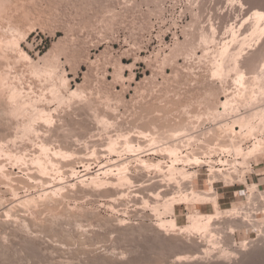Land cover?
<instances>
[{
  "label": "rangeland",
  "instance_id": "1",
  "mask_svg": "<svg viewBox=\"0 0 264 264\" xmlns=\"http://www.w3.org/2000/svg\"><path fill=\"white\" fill-rule=\"evenodd\" d=\"M192 2L193 4H191ZM19 3L21 6H24V10L21 7L19 10L21 9L22 11L20 10L21 12H19L18 10L19 14H16L17 12L15 14L20 15L24 12L28 13L27 15H30L31 23L28 21L24 27L22 26L20 28L22 31L18 30V33L21 31L20 35L17 33L19 40L18 38L16 39L15 36L17 30L15 31V35L12 31L14 27L10 26V28H8V24H6L7 26L5 25L6 27L4 26L6 31L8 29L10 30V32L8 30L5 35L10 37L13 33L12 35L15 36V39L19 41H16L18 43L16 44L17 47L15 46V48H12V50L8 52L9 57H11L9 59L12 62V68L10 69V74L12 76L9 82L13 84L16 82L15 84L22 85L21 90L24 88V90L26 89L25 91L31 92V95L38 99L39 108L49 110V113L51 112L53 116V122L56 124L52 125L53 128L47 127L48 124L46 120H44V116H42V118L39 113L37 114L35 108L31 107L28 110L32 113L35 110L36 112L34 113L41 117L39 118L36 114L34 116L33 113L32 117L35 118L34 121L31 120V125H33L34 122L35 128L33 126L31 127L34 128V131L32 128L27 127L30 125L29 123L26 127L23 125L27 121V118L29 120L28 116L32 115L31 112H27L28 110L26 112L28 114L31 113V115L25 113L27 116L21 115L10 122V127H0V138H8L4 141L5 143L9 141L5 146L6 154L4 153L0 156V162L2 163H0V197H3L7 202H5V209H0V224H4V227L0 226V231H5L6 236L9 234L5 242L0 240V250L2 244L8 247H6L8 251H0V264H95V262L96 264H264V126H259L260 123L262 124L261 121H263L260 119H263L262 110L264 109V105L262 107V103L258 102L260 100L262 101L259 95V85L257 86L259 80L257 81L258 78L256 79L255 77L254 79L257 81L255 82L253 75L249 78L250 84L248 83V91L247 89H245V91L243 88L239 90L232 80L233 77H235V74H233L235 72H232L231 77L228 79L224 76L215 75L214 70L216 69L215 67H217L218 60L221 59L220 52L222 46L220 45V36L222 38L225 36L226 38L228 35L224 33L229 32L231 26H235V30L237 29L238 31H236L239 34V30L243 26V30L241 29L243 33L240 31L239 34V45H242L246 41L249 42L244 45L246 46L244 47L246 59L244 58L243 61H246H242L243 65H241L245 67V70L247 68V72L255 71L256 68L254 67L258 65L256 66L253 64L252 66L254 67H252L250 66V62L247 63V61H249V59L251 60L250 57L256 53L264 40V36L259 37L260 29L264 28V21L260 24L257 23V20L254 19L250 13L254 12L253 10H256V8L263 10L264 0H218V2L217 0H205L204 3L198 2V0H19ZM199 6L201 7L199 8ZM204 6L205 8H203ZM212 8L216 10L214 9L213 12ZM202 9L203 12L204 10L206 12L203 13V17H201ZM210 14H215L214 16H216V18L217 15L222 16L223 14L220 18L226 21L223 23V27L226 24V27H224L226 29L221 27L222 31L220 30L221 35L218 38L217 46L214 44H210V46L205 45L202 43L201 39L204 32H209L206 30L210 28ZM248 14L250 15L248 18L249 21L244 25L243 23ZM202 24L204 26H202ZM1 29L2 31L4 30L3 28H0V30ZM0 35H4V32L0 33ZM186 41L187 43L189 42V45H187ZM21 49L28 55L27 57L21 52ZM215 50L219 54H217ZM216 55H219L217 56L219 58H216ZM263 58L261 60H264ZM43 59H45L46 62ZM57 62L60 63L57 65ZM33 63L39 68H41V66L42 68H46L49 64L48 67L51 68L53 64L55 67H52L57 73L56 76L52 78L53 76L49 75V78L47 75L45 76L43 74L44 76H42L38 73L39 76L36 77V69H34V73L32 68L34 66L32 65ZM252 69L254 70L251 71ZM31 71H33L34 74ZM17 74L20 75L18 76ZM209 84L211 85L208 86ZM55 86L56 88L57 86L59 87L57 89H61L57 91L65 94L64 98L63 95L55 90ZM51 89H54L55 92H52ZM77 90L79 91L77 92ZM73 91H75L77 96H75ZM9 92L10 91H7L4 94L3 99L4 101L8 100L9 106H13V102H16L11 98L9 101L10 95H13L10 94L13 93L12 91ZM251 92L253 94H251ZM51 93L54 94L52 95ZM234 94H239L238 100L240 106L235 107V110L240 109L239 112L241 111V113L234 110L236 114H230L234 111L231 112L229 110L225 114L221 102L226 101L228 95L233 96ZM55 95L57 96L56 98ZM58 96H60V99ZM69 96H71L70 100L72 102L69 100ZM72 97L78 98L72 99ZM51 99H58V101L56 100L58 103ZM63 99L67 101L64 105H61V100ZM246 100L249 101L247 102ZM253 104L254 106H252ZM83 105L87 106V108ZM250 106L251 108H249ZM252 107H254L253 109L256 107V110L261 108V110H258V113H256V110L251 111ZM218 109L221 113L223 111L225 114L223 116L226 117L225 119L222 115L219 117L218 115H214V113H216L215 110ZM247 112H250V116L253 114L255 115V113L257 115L260 114V116L255 115L256 118L261 117L260 119H256L254 115L251 116L255 121L251 119V122L255 124L257 127L256 130L258 131H251L250 133L249 131H245L249 134L245 132L242 134H238L240 132L235 134L230 126L235 125L234 130L241 131L240 123L238 124L239 121H235V117L239 118L242 113V115H244ZM49 113L48 115L51 116ZM228 113L230 115L226 116ZM248 113L245 116H247L246 119L248 118L247 121H250L251 117H249ZM36 116L38 118H36ZM213 116L216 117L214 118ZM257 120L260 123H258ZM7 121L4 120V122ZM17 122L19 125H13ZM38 126H40V128ZM55 127H57L58 134L61 132V136H65L70 142H68V140L67 143L61 140L57 141L59 140L57 138H52L51 140L49 138L52 135L51 129ZM26 128L28 131L32 130L33 134L31 131L28 132L29 134L24 131ZM37 129H39V131ZM178 132L181 135L176 136V138L175 135H177ZM253 132H255L256 135L253 134ZM146 134L148 137L145 136ZM196 134L197 137H195ZM193 135L195 140L190 141V138L194 139ZM47 136L50 140V147L52 146L51 148H55V150H60L61 148V151L63 150L64 153L58 150L59 155L54 156L52 155L53 152L45 153L43 148L42 151L40 148L41 141L45 138L47 139ZM256 137L262 141L257 140ZM74 138H76L77 141ZM180 138L183 139L180 140ZM211 139H214L212 140L213 142L210 141ZM260 142L263 143H261L263 145V147H261L263 150L258 148L261 150L256 151V154L255 151L248 152L251 151V148L254 149L255 146L258 147ZM193 143L195 145H193ZM139 145L143 147H141L142 152L138 150V147H140ZM168 145L171 147L174 146V150H176L175 146H177V150H180V152L176 150L175 153L177 155L175 154L174 157L180 156L177 158L183 159L182 156L188 153L191 155L194 154L203 162L201 163L202 166H199L200 164L198 165L194 161L190 162V164L186 163V165L183 160L184 165L180 160L177 159L178 161H176V159L172 157L174 151L168 154L170 149ZM187 145H189V147ZM229 145L232 147L230 148ZM210 146L212 147V151L210 150ZM222 146L225 148L227 147L226 149L228 150ZM233 147H236V149ZM239 147L242 149L244 148L243 151L240 150ZM137 150L140 153H138ZM60 152L68 156L63 157ZM172 153L173 155L171 156ZM249 153H254L255 155ZM138 155L149 160V164H157L160 162L161 166L145 167L138 160ZM169 160H173L174 163L178 162L182 164H173L171 163L172 161ZM209 163L210 165H208ZM171 164L178 168L184 166L183 168H185V170L187 169V175L189 171V178L186 177V173L181 174L182 176L177 175L179 174L177 173L173 175L175 176V180L171 179L173 176L171 177L169 174L170 171L168 170ZM40 166H43V172L40 171ZM119 167L121 169L124 167L125 170L128 168V171H123V173L131 177L133 183H118L119 174L122 172L121 170V172L118 171L120 169ZM212 167H215V171L212 170ZM44 168H47L46 171ZM216 169L217 171L221 169V173L225 172L224 178H222L223 174L217 172ZM194 171H197L195 178L192 177V174L190 176V172ZM96 172L97 174L100 173L101 176L99 175V178L102 180L101 182H105L99 185V189L96 188L98 190H91V185V188H93L94 185H90L91 180L89 175H96ZM211 172L212 174H210ZM213 172H215V175L219 174V177L222 178V180L219 179V181H216L214 184L216 190H218L216 193L220 195L219 202L221 211L231 210L234 207H241L240 211L243 209L247 211V219L250 221L252 220L251 223L253 224L248 223L249 227L243 228V230L237 228L233 233L229 232L231 230L227 227L230 226L233 218H226L224 215L221 216L222 220L220 219L221 221H217L216 230L220 231L221 229L220 232L224 233L222 234V238H224L223 241L226 240V242L221 241L222 239L219 237L221 242L218 239L217 241L223 246L217 242L216 244H219L218 249H216L217 245L211 246L206 240V242L202 240L201 243L200 236L193 238L197 242L199 241L198 248L192 244L194 240H189V242H187L190 245L189 247L179 248L175 245V240H177L175 236L159 237L156 234L157 228L155 227L158 225L160 218L171 217L169 213L167 214L165 212V215L162 214L165 211L162 207L165 200L170 197L171 194L173 195V192L178 191V194H181V199L187 198L185 199L187 201L184 200V202L183 200L181 202V199H179L180 201H178L176 206L177 223L179 226L189 224V222H187L189 216L197 211L208 215L217 212V207L212 201H194L196 197L194 198L193 196L197 194L193 193L194 191L191 189L194 188L196 193H202L205 189H209L208 180L210 176L214 174ZM229 173L231 175H229ZM7 174H9L8 177H6ZM226 174H228V177H230L232 181L228 177H225ZM183 177L186 178V180L183 179ZM45 178L47 179L45 180ZM114 178L116 180H114ZM225 178L229 183H226ZM177 179L180 180L181 184H179ZM106 181L108 183H106ZM36 182L37 184H35ZM168 182H170V184ZM112 186L119 191H115ZM189 186H192L190 187L191 190L188 188ZM186 187L189 193L193 191L191 192L193 193L192 195L186 193L187 191L185 192ZM256 187H258V189ZM81 188H88L90 190H87L88 192L86 191L87 195L84 193L85 195L83 194L80 196L78 195V191H80ZM177 188L182 190L180 191L181 193H179ZM57 189H60V191ZM106 191H108V193H106ZM67 192L68 196H66ZM182 192L186 197L182 195ZM55 194L57 195L55 196ZM108 194L111 197L108 196ZM188 195L189 197L192 196V198H188ZM161 197L163 199H161ZM177 197L179 196L177 195ZM188 199L193 200L189 202ZM148 201L150 202L148 203ZM155 202H158V205ZM154 207H156L158 211H156ZM160 207L161 209H159ZM6 210L10 211L8 213L10 216L4 214ZM66 210L68 211V215H66ZM56 214L58 216L60 215L58 221H61V223L57 221L59 224L56 222L55 224H50V220L54 219ZM239 214L243 217L241 215L243 213ZM84 215L86 217H84ZM243 215V218H245V214ZM72 216L73 218L75 217L76 220L75 218L73 219ZM63 217L64 219L62 221ZM123 220L127 222L125 223ZM223 220L225 222H223ZM119 222L125 224L123 225L122 223V226H119ZM135 222L138 223L134 224ZM219 223L222 225V227L220 225V228ZM107 224H109V226ZM45 228L48 229L46 230ZM225 228L227 233H225ZM47 232L48 234H46ZM176 232L178 233L179 231ZM68 234H70L69 238H73L74 241L73 239L71 241L68 239ZM171 236L172 238H169ZM25 237L33 239V242H30L32 245H30V243H28V245L25 242L23 243ZM98 237L99 239H97ZM154 238H156V240ZM59 240H62L65 245ZM89 240L95 243L92 244ZM140 241H142V243ZM114 243L117 244L115 245ZM243 243L245 245H242ZM148 244L149 246H147ZM246 246L248 249L245 250L244 248H246ZM191 247L194 248L191 249ZM241 247H243L244 250H242ZM127 248H129V250ZM205 248L211 249V251L209 250L210 255L204 252L206 251L203 250ZM113 249L117 252H114ZM212 249H215L214 252H212ZM225 249L228 251L226 252L227 254L222 253ZM175 252L176 255L182 254L183 256L186 254L190 256L198 252L199 254H197L202 257L196 256L199 257L197 261L195 257V260L192 257L189 259L191 261L188 260V263L186 260V262H175V258L177 257L174 254ZM122 254L125 257H122ZM219 258L222 259L220 260ZM127 260L129 261L128 263ZM132 260H134V262Z\"/></svg>",
  "mask_w": 264,
  "mask_h": 264
},
{
  "label": "bare ground",
  "instance_id": "2",
  "mask_svg": "<svg viewBox=\"0 0 264 264\" xmlns=\"http://www.w3.org/2000/svg\"><path fill=\"white\" fill-rule=\"evenodd\" d=\"M68 1V0H67ZM81 1V0H80ZM193 1V0H192ZM205 1V0H204ZM204 1L203 0H198V2H203L204 3ZM209 1V0H208ZM228 1V0H227ZM234 1V0H233ZM217 2H218V0H217ZM54 3V2H53ZM70 3V2H69ZM194 3H196V4H198L197 2H194ZM23 4V3H22ZM191 4H193V2L191 3ZM206 4V3H205ZM214 4V3H213ZM210 5V4H209ZM221 5V4H220ZM219 5V6H220ZM32 6V5H31ZM58 6V5H57ZM201 6H202V3H201ZM201 6H199V8L201 7ZM23 8L24 6H21L20 5V3H19V0H0V28H3L4 30L2 31V29L0 30V33H3L4 32V35H0V127L1 126H11V124H10V122H12V121H14L15 119H17L18 117H20L21 115L23 116V115H26L27 116V112H31V111H29L28 109H30L31 107L32 108H35V110L37 111V114L39 113V115H41V117L42 116H44V120H46V123L48 124V126L47 127H49V128H51L52 127V125L54 124V122H53V116L51 115V112L49 113V110H47V109H45V108H39V105H38V99L37 98H35V97H33L31 94V92H28V91H25L24 90V88H23V90H21V86L22 85H17V84H13V83H11V82H9L10 81V77L12 76L11 74H10V69L12 68V62L10 61V59L9 58H11V57H9V51L10 50H12V48H15V46H16V44H18L17 42H19V41H17L16 39L18 38L17 36V33H18V30H21L22 31V29H20L22 26L24 27V25L25 24H27V22L28 21H30L31 19H30V15L28 16L27 14L28 13H23V14H20V15H16V14H19V12H21L20 10H19V8ZM37 7V6H36ZM212 7V6H211ZM79 8V7H78ZM203 8H205V6L203 7ZM32 9V8H31ZM34 9V8H33ZM215 9V8H214ZM214 9L212 8V10H213V12H214ZM18 10H19V12H18ZM23 10H24V8H23ZM216 10V9H215ZM199 11H200V9H199ZM202 11V15H201V17H203V13L205 12V10H204V12H203V9L201 10ZM254 12H252V13H250V15L252 14V17L254 18V19H256L257 20V23H261L262 21H264V9L263 10H261V9H257L256 8V10H253ZM17 12V13H16ZM211 12V11H210ZM16 13V14H15ZM206 13V12H205ZM218 13V12H217ZM30 14V13H29ZM216 14V13H215ZM214 14V15H215ZM206 15V14H205ZM211 16H210V18H209V22H210V28H208L209 30H206V31H209V32H204V35L201 37V39H202V43H204L205 45H209L210 46V44H214V45H218V43H217V41H218V38H219V36L221 35L220 34V32L222 31V28L221 27H223V23H224V21L225 20H222V18H220V17H222L223 16V14H222V16H219V15H217V18H216V16H214V15H212V14H210ZM250 15L248 14V16L245 18V21H244V25H246V23H247V21H249V17H250ZM226 16V15H225ZM198 17V16H197ZM208 17V16H207ZM219 17V18H218ZM226 18V17H225ZM252 18V19H253ZM35 19H37V18H35ZM251 19V20H252ZM253 19V20H254ZM38 20V19H37ZM43 20V19H42ZM53 20V19H52ZM57 20V19H56ZM62 20V19H61ZM252 20V21H253ZM35 21V20H34ZM197 21V20H196ZM242 21V20H241ZM202 22V21H201ZM208 22V21H207ZM226 22V21H225ZM30 23H31V21H30ZM255 23H256V21H255ZM257 23H256V25H257ZM6 24H8L9 26H7ZM239 24V23H238ZM240 24H242V23H240ZM7 26L8 28H10V26H12V27H14L13 29H15V30H13L12 29V31L14 32V35H15V31H16V39H15V36L14 35H12L11 33V35H10V37H7L6 35H5V33H7V31L9 30H5V28H4V26ZM207 25V24H206ZM226 25V24H225ZM224 25V27H226ZM5 26V27H6ZM202 26H204L203 24H202ZM209 26V25H208ZM240 26V25H239ZM27 27V26H26ZM65 27V26H64ZM223 27V28H224ZM202 28V27H201ZM242 28H243V26H242ZM241 28V29H242ZM7 29V28H6ZM203 29V28H202ZM224 29H226V28H224ZM240 29V28H239ZM241 29L239 30V34H240V31H241ZM221 30V31H220ZM237 30V29H236ZM235 30V26H231V28H230V30H229V32H225L224 33V30H223V33L224 34H227L228 36L225 38V36H223V38L220 36V39L219 40H221L220 41V45L222 46V49H221V52H220V54H221V59L220 60H218V62H217V67H215L216 69H214L215 70V75H219V76H224V77H227L228 79H229V77H231V74H232V72H235V73H233V74H235L234 76L235 77H233V82L237 85V88L239 89V90H241V88H243L244 90L245 89H247V87H248V83H249V78L251 77V76H253V79L256 77V79H257V81L259 80V82H257L255 79V82H257V86H258V89H259V95H260V98L262 99V101L260 100V101H258V102H261L262 103V107H263V100H264V60H261L264 56V40L262 41V43L260 44V46H259V48L257 49V51H256V53L255 54H253V56L252 57H250V56H248V57H250L251 58V60L249 59V61H247V63L248 62H250V66H252L253 64H255L257 67H254V66H252V67H254V68H256L255 69V71H253L254 69H252L251 71H253V72H247L248 70H247V68H246V70H245V67H243L242 65V63L243 62H245V61H243L244 60V58H245V48L244 47H246V46H244V45H246L247 44V42H249V41H246V42H244L242 45H239L240 44V35L238 34V30L236 31ZM243 30V29H242ZM2 31V32H1ZM6 31V32H5ZM21 31H19L20 33H21ZM259 31V30H258ZM9 32H10V30H9ZM70 32V31H69ZM242 32V31H241ZM20 33H18L19 35H20ZM71 33H73V32H71ZM243 33V32H242ZM259 33H260V35H259V37H261V36H264V28H261L260 29V31H259ZM74 34V33H73ZM208 34V35H207ZM70 35V34H69ZM13 36H14V38H13ZM15 39V40H14ZM18 40H19V38H18ZM69 40V39H68ZM260 40V39H259ZM17 41V42H16ZM73 41H74V39H73ZM199 41V40H198ZM257 41V40H256ZM16 42V43H15ZM194 42V41H193ZM186 43H187V41H186ZM189 43V42H188ZM187 43V45H189ZM201 43V42H200ZM201 43V44H202ZM236 43H238V44H236ZM68 44V43H67ZM182 44H183V42H182ZM181 44V45H182ZM191 44H193V43H191ZM204 44H203V46H204ZM248 44H250V43H248ZM257 44V43H256ZM20 45V44H19ZM186 45V46H187ZM195 45V44H194ZM258 45V44H257ZM185 46V47H186ZM251 46V45H250ZM256 46V45H255ZM17 47V46H16ZM179 47V46H178ZM177 47V48H178ZM202 47V46H201ZM258 47V46H257ZM69 48V47H68ZM182 48H183V45H182ZM188 48V47H187ZM196 48H197V46H196ZM248 48H250V47H248ZM181 49V48H180ZM180 49H178V50H180ZM207 49V48H206ZM220 49V48H219ZM218 49V50H219ZM183 50V49H182ZM196 50V49H195ZM248 50V49H247ZM253 50V49H252ZM251 50V51H252ZM256 50V49H255ZM177 51V50H176ZM254 51V50H253ZM21 52L22 53H24L25 54V56L27 57L28 55L24 52V50H22L21 49ZM64 52V51H63ZM172 52H175V51H172ZM181 52V51H180ZM190 52V51H189ZM195 52V51H194ZM215 52H216V50H215ZM246 52H248V51H246ZM61 53V52H60ZM217 53V52H216ZM249 53V52H248ZM176 54V53H175ZM217 54H219V53H217ZM172 55V54H171ZM174 55V54H173ZM247 55V54H246ZM252 55V54H251ZM217 56H219V55H216V58H219V57H217ZM244 56V57H243ZM56 59V58H55ZM70 59V58H69ZM246 59V58H245ZM264 59V58H263ZM44 61H45V59H43ZM58 60V59H57ZM61 60V59H60ZM217 60V59H216ZM43 61V62H44ZM48 61V60H47ZM53 61V60H52ZM243 61V62H242ZM46 62V61H45ZM44 62V63H45ZM61 62V61H60ZM59 62V63H60ZM216 62V61H215ZM35 63V62H34ZM34 63L32 64V65H34ZM49 63V62H48ZM58 62H57V65L59 64ZM62 63V62H61ZM36 64V63H35ZM242 64V65H241ZM31 65V66H32ZM47 65V64H46ZM50 65V64H49ZM48 65V66H49ZM61 65V64H60ZM59 65V66H60ZM48 66H46V68H42V66H41V68H39L37 65H34L32 68H33V71H34V73H35V70L34 69H36V73H37V75H36V77H38L39 75H38V73L39 74H41L42 76H53L52 78H54V76H56V72H55V69L52 67V66H54L53 64L51 65V68H49ZM213 66V65H212ZM44 67V66H43ZM55 67V66H54ZM60 68V67H59ZM54 69V70H53ZM58 69V68H57ZM249 69H250V67H249ZM13 71V70H12ZM33 71H31L32 73H33ZM33 73V74H34ZM44 74V75H43ZM18 75V74H17ZM20 75V74H19ZM18 75V76H19ZM40 75V76H41ZM41 76V77H42ZM50 76H49V78H50ZM16 78V77H15ZM46 78H48V77H46ZM19 79H20V77H19ZM61 79V78H60ZM231 79V78H230ZM252 79V78H251ZM50 80V79H49ZM54 80V79H53ZM52 81V80H51ZM50 81V82H51ZM58 81V80H57ZM56 81V82H57ZM64 81V80H63ZM252 81V80H251ZM215 82V81H214ZM55 83V82H54ZM65 83V82H64ZM259 83V84H258ZM21 84V83H20ZM24 84V83H23ZM53 84V83H52ZM58 84V83H57ZM212 84V83H211ZM211 84H209L208 86H210ZM233 84V83H232ZM250 84V83H249ZM254 84V83H253ZM54 85H56V84H54ZM256 85V84H255ZM61 86V85H60ZM206 86V85H205ZM227 86V85H226ZM229 86V85H228ZM234 86V85H233ZM250 86V85H249ZM253 86V85H252ZM24 87V86H23ZM52 87V86H51ZM66 87V86H65ZM53 88V87H52ZM55 88H56V86H55ZM57 88H59L58 86H57ZM55 89L56 91L57 90H61V89ZM209 88V87H208ZM211 88V87H210ZM214 88H216V87H214ZM213 88V89H214ZM231 88V87H230ZM249 88V87H248ZM256 88V87H255ZM11 89V90H10ZM235 89V88H234ZM252 89V88H251ZM27 90H29V89H27ZM52 90V92L54 91V89H51ZM50 90V91H51ZM69 90V89H68ZM80 90V89H79ZM79 90H77V92L79 91ZM7 91H12L13 93H10V94H13V95H10L11 97H9V101H10V98L13 100H15V102L17 103H14L13 102V106H9L8 105V100H5L4 101V94L7 92ZM59 91H57L58 93H60ZM64 91V90H63ZM81 91V90H80ZM214 91V90H213ZM237 91V90H236ZM246 91V90H245ZM247 91H248V89H247ZM254 91V90H253ZM55 92V91H54ZM56 92V93H57ZM62 92V91H61ZM65 92V91H64ZM70 92V91H69ZM74 92V94H75V91H73ZM76 92V93H77ZM255 92V91H254ZM257 92V91H256ZM55 93V94H56ZM72 93V92H71ZM70 93V94H71ZM233 93V92H232ZM235 93V92H234ZM52 94V93H51ZM54 94V93H53ZM52 94V95H53ZM61 95H63V98H64V93L62 92V93H60ZM66 94H67V92H66ZM69 94V95H70ZM251 94H253L252 92H251ZM59 95V94H58ZM60 95V96H61ZM73 95V94H72ZM71 95V96H72ZM238 95L239 94H234L233 96H231V95H228V99H226V101H224V102H221V106H223V108H224V113L226 114L227 113V111H234L235 110V107H237V106H240V104H239V100H238ZM60 96H58V98L60 99ZM71 96H69L68 98H69V100H70V98H71ZM75 96H77V94H75ZM252 96V95H251ZM51 97H53V96H51ZM57 96L55 95V98H56ZM67 97V96H66ZM243 97V96H242ZM254 97V96H253ZM62 98V97H61ZM68 98H65V99H68ZM76 98H78V97H76ZM76 98H73L72 97V99H76ZM249 98V97H248ZM247 99V98H246ZM258 99V98H257ZM256 99V100H257ZM13 100V101H14ZM51 100H53V101H58V99H51ZM69 100H68V102H69ZM259 100V99H258ZM56 101V102H57ZM62 101V103H61V105H64V103L67 101H65L64 99L63 100H61ZM64 101V102H63ZM71 101V100H70ZM73 101H75V100H73ZM247 101V100H246ZM249 101V100H248ZM247 101V102H248ZM60 102V101H59ZM72 102V101H71ZM71 102H70V104H71ZM50 103V102H49ZM58 103V102H57ZM87 103V102H86ZM220 103V102H219ZM256 103V102H255ZM16 104V105H15ZM69 104V105H70ZM76 104V103H75ZM239 104V105H238ZM248 104V103H247ZM15 105V106H14ZM60 105V104H59ZM60 105V106H61ZM87 105H89V104H87ZM244 105V104H243ZM258 105V104H257ZM84 106V105H83ZM247 106V105H246ZM252 106H254V104L252 105ZM85 108H87V106H84ZM83 107V108H84ZM258 107V106H257ZM78 108V107H77ZM219 108V107H218ZM246 108V107H245ZM244 108V109H245ZM249 108H251V106L249 107ZM254 107H252V110L251 111H253V110H256V107H255V109H253ZM259 108V107H258ZM257 108V109H258ZM264 108V107H263ZM238 109V108H237ZM28 110V111H27ZM34 110V112H36ZM78 110V109H77ZM240 110V109H239ZM239 110H235V111H238L239 112ZM258 110H261V108L260 109H258ZM258 110H256L255 112L256 113H258ZM27 111V112H26ZM51 111V110H50ZM55 111H56V109H55ZM235 111L233 112V113H230V114H234L235 113ZM250 111V110H249ZM263 111V114H262V116H263V119H260L261 117H257L258 119H260V120H263V121H261L262 122V124L258 121V123H260V125L259 126H264V109L262 110ZM33 112V113H34ZM51 115V116H49L48 115V113ZM215 112L216 113H214V115H218V117L219 116H223V115H225L224 113H223V111H222V113L221 112H219V109L218 110H215ZM246 112V111H245ZM25 113H27V114H25ZM32 113V112H31ZM31 113H29L30 115H31ZM33 113H32V115L31 116H28L29 117V120H28V118H27V121L23 124L25 127L28 125V123L30 124L29 126H27V127H29V128H32V130L35 128L34 127V118L35 117H32L33 116ZM239 113H241V111L239 112ZM238 113V114H239ZM248 113V112H247ZM247 113H245L244 115H240L239 116V118L238 117H235V121H239L238 122V124L240 123V126H241V131H237V130H234V126L235 125H233V123H232V125L233 126H230L231 127V130H233V132H235V134L236 133H238V132H240V133H238V134H242L243 132H245V131H249V133L251 132V131H258V130H256L257 129V127L255 126V124L253 123V122H251V119H252V117L251 116H253V115H251L250 116V112L248 113V115H249V117H251L250 118V121H247L248 120V118L246 119V117L247 116H245ZM253 113V112H252ZM255 113V115L256 116H260V114L259 115H257ZM28 114V115H29ZM35 114L36 113H34V116H35ZM36 114V115H37ZM229 113L226 115V116H229L230 115ZM236 114V113H235ZM237 114V115H238ZM39 115H37L38 117H39ZM212 115V114H211ZM254 115V116H255ZM36 116V118H38ZM256 116H255V118H256ZM41 117H39V118H41ZM214 118L216 117V116H213ZM231 117V116H230ZM229 117V118H230ZM9 118H11V119H9ZM43 118V117H42ZM199 118V117H198ZM223 118L225 119L226 117L225 116H223ZM238 118V119H237ZM254 118V117H253ZM256 118V119H257ZM222 119V118H221ZM4 120H9V121H7V122H4ZM31 120H33L32 122H33V125H31ZM36 120V119H35ZM43 120V121H44ZM214 120V119H213ZM216 120V119H215ZM231 120V119H230ZM57 121V120H56ZM55 121V122H56ZM196 121V120H195ZM223 121V120H222ZM252 121H254V119H252ZM45 122V121H44ZM204 122V121H203ZM209 122H211V121H209ZM255 122V121H254ZM3 123H4V125H3ZM191 123H192V121H191ZM207 123V122H206ZM215 123V122H214ZM216 123H218V122H216ZM221 123V122H220ZM237 123V122H236ZM257 123V122H256ZM56 124V123H55ZM54 124V125H55ZM189 124V123H188ZM205 124V123H204ZM226 124H227V122H226ZM237 124V125H238ZM13 125H19V123L17 122V123H14ZM199 125V124H198ZM217 125V124H216ZM31 126H33V127H31ZM218 126H219V124H218ZM228 126V125H227ZM24 127V128H25ZM39 128H40V126H38ZM38 127H36V128H38ZM216 127V126H215ZM232 127H233V129H232ZM42 128V127H41ZM53 128V127H52ZM229 128V127H228ZM261 128V127H260ZM215 129V128H214ZM259 129V128H258ZM264 129V128H263ZM24 130V129H23ZM32 130H29V131H31L32 132ZM38 131H39V129H37ZM37 130H35V131H37ZM52 131V135L49 137L51 140H52V138H57V139H59V140H57V141H62V142H64V143H67V140L68 139H66V137L64 136V137H62L61 136V134L59 133L58 134V130H57V127H55L54 129H51ZM197 130V129H196ZM208 131L210 130V129H207ZM24 131H26L27 133L29 132L28 130H27V128H26V130H24ZM34 131V130H33ZM37 131V132H38ZM191 131V130H190ZM194 132H196L195 130H193ZM200 131V130H199ZM211 131V130H210ZM212 131H213V129H212ZM262 131V130H261ZM185 132V131H184ZM231 132V131H230ZM247 132H245L246 134H249V133H247ZM264 132V131H263ZM262 132V133H263ZM48 133H49V131H48ZM186 133H187V130H186ZM188 133H189V131H188ZM191 133H192V131H191ZM203 133V132H202ZM204 133H207V132H204ZM261 133V132H260ZM29 134V133H28ZM32 134H33V132H32ZM35 134V133H34ZM73 134V133H72ZM175 134H177V133H175ZM193 134V133H192ZM208 134H210V133H208ZM229 134V133H228ZM233 134V133H232ZM253 134H255V132H253ZM253 134H252V136H253ZM47 135V134H46ZM49 135V134H48ZM69 135V134H68ZM71 135V134H70ZM174 135V134H173ZM179 135H181L179 132H178V134L177 135H175V137L176 136H179ZM183 135H185V134H183ZM211 135H212V133H211ZM244 135V134H243ZM243 135H241V136H243ZM251 135V134H250ZM256 135V134H255ZM264 135V134H263ZM145 136H147L148 137V135L146 134ZM144 136V137H145ZM187 136V135H186ZM198 136H200V135H198ZM207 136V135H206ZM210 136V135H209ZM208 136V137H209ZM214 136H216V135H214ZM213 136V137H214ZM238 136V135H237ZM246 136V135H245ZM46 137V136H45ZM183 137V136H182ZM193 137H194V135H193ZM192 137V138H193ZM195 137H197V134H196V136ZM195 137H194V139H189L190 141L191 140H195ZM200 137H202V136H200ZM217 137V136H216ZM225 137H226V135H225ZM233 137H234V135H233ZM240 137V136H239ZM251 137V136H250ZM263 137V136H262ZM78 138V137H77ZM171 138V137H170ZM177 138V137H176ZM184 138V137H183ZM182 138V139H183ZM188 138V137H187ZM203 138V137H202ZM224 138V137H223ZM222 138V139H223ZM241 138H243V137H241ZM253 138H254V136H253ZM1 139V138H0ZM6 139H8V138H6ZM6 139H1V141H0V156H2V154H4L5 153V146H6V144H7V142H9V141H7L6 143L4 142ZM74 139H76V138H74ZM179 139V138H178ZM181 138H180V140H182ZM185 139V138H184ZM205 139V138H204ZM238 139V138H237ZM252 139V138H251ZM256 139H257V137H256ZM56 140V139H55ZM79 140V139H78ZM141 140V139H140ZM188 140V139H187ZM212 140H214V139H211L210 141H212ZM216 140V139H215ZM257 140H260V141H262L261 139H257ZM41 141V140H40ZM74 141V140H73ZM73 141H71V142H73ZM76 141H77V139H76ZM175 141V140H174ZM184 141V140H183ZM182 141V142H183ZM196 141H199V140H196ZM245 141V140H244ZM42 143H41V150H42V148H43V150H45V153H50V152H53V154L52 155H54V156H57V155H59L58 154V152L59 151H61V148H60V150L58 151V150H55V148H51L50 147V145H49V142H50V140L48 139V136H47V139L45 138L43 141H41ZM68 142H70V140H68ZM184 142H186V141H184ZM202 142V141H201ZM200 142V143H201ZM204 142V141H203ZM213 142V141H212ZM251 142V141H250ZM257 142V141H256ZM259 142V141H258ZM263 142H264V140H263ZM175 143V142H174ZM189 143H191V142H189ZM215 143H216V141H215ZM223 143V142H222ZM230 143V142H229ZM262 142H260L258 145V147L257 146H255V148L254 149H252L251 147H249V148H251V151H248V152H254L255 151V154L257 153L256 151H258V150H261L262 148L261 147H263V143L261 144ZM54 144H55V142H54ZM167 144V143H166ZM182 144V143H181ZM197 144V143H196ZM212 144V143H211ZM237 144V143H236ZM254 144V143H253ZM260 144H261V146H260ZM178 145V144H177ZM190 145V144H189ZM189 145H187L188 147H189ZM193 145H195L194 143H193ZM192 145V146H193ZM205 145V144H204ZM207 145V144H206ZM215 145V144H214ZM218 145V144H217ZM255 145V144H254ZM253 145V146H254ZM39 146V145H38ZM57 146V145H56ZM132 146V145H131ZM140 146V145H139ZM167 146V145H166ZM169 147H170V149H172V150H170L169 149V151H168V154H170L171 153V151H174V155H173V153L171 154V156L172 157H174L175 156V152H176V150H177V146H175V149L176 150H174V146L173 147H171L170 145H168ZM191 146V145H190ZM202 146V145H201ZM208 146V145H207ZM141 147L142 146H140V147H138V150L139 151H141L142 152V149H141ZM221 147V146H220ZM222 147H224V146H222ZM229 147H230V145H229ZM232 147V146H231ZM230 147V148H231ZM132 148H134V147H132ZM132 148H131V150H132ZM143 148V147H142ZM192 148V147H191ZM200 148V147H199ZM209 148V147H208ZM211 146H210V150H211ZM217 148V147H216ZM225 148V147H224ZM227 148V147H226ZM225 148V149H226ZM234 148V147H233ZM257 148V149H256ZM258 148H261V149H258ZM264 148V147H263ZM166 149H167V147H166ZM213 149L215 150V148L213 147ZM218 149V148H217ZM222 149V148H221ZM234 149H236V147L234 148ZM238 149V148H237ZM239 149L240 150H242L243 151V149L241 148V147H239ZM42 150V151H43ZM137 150V151H138ZM168 150V149H167ZM182 150V149H181ZM184 150V149H183ZM186 150V149H185ZM220 150V149H219ZM223 150V149H222ZM226 150H228V149H226ZM231 150V149H230ZM248 150V149H247ZM263 150V149H262ZM138 151V153H140ZM201 151V150H200ZM212 151V150H211ZM238 151V150H237ZM241 151V152H242ZM62 153H64V151L62 150L61 151ZM60 152V153H61ZM144 152V151H143ZM177 152H180V150L178 151L177 150ZM182 152V151H181ZM215 152V151H214ZM223 152V151H222ZM228 152V151H227ZM240 152V151H239ZM61 153V154H62ZM66 153H68V152H66ZM65 153V154H66ZM212 153V152H211ZM210 153V154H211ZM218 153V152H217ZM229 153V152H228ZM232 153V152H231ZM243 153V152H242ZM263 153H264V151H263ZM6 154V153H5ZM179 154V153H178ZM190 153H188L187 155H185V156H182V158L183 159H178L177 157H180V156H177V157H174L175 159H176V161H178V160H180L182 163H183V161H184V163H185V165H186V163L188 164H190V162H195V163H197L199 166H202L201 165V163H203V162H201V160H199L200 158H198V157H196V155H189ZM239 154V153H238ZM249 154H254V153H249ZM254 154V155H255ZM7 155H8V153H7ZM177 155V154H176ZM180 155V154H179ZM206 155V154H205ZM213 155V154H212ZM251 155V156H252ZM62 156L64 157H66V156H68V155H64V154H62ZM248 156V155H247ZM167 157H168V155H167ZM203 157H206V156H203ZM136 158V157H135ZM242 158V157H241ZM249 158V157H248ZM178 159V160H177ZM247 159V158H246ZM83 160H84V158H83ZM138 160L146 167H160L161 166V164H160V162H158L157 164H149V160H146V159H144V158H142V156H139L138 155ZM183 160V161H182ZM169 161H172L171 163H173V164H175L174 162H173V160H169ZM175 161V160H174ZM179 161V162H180ZM227 162V161H226ZM253 162V161H252ZM1 163V162H0ZM167 163V162H166ZM181 163V164H182ZM184 163H183V165H184ZM204 163H206V162H204ZM228 163V162H227ZM232 163V162H231ZM248 163V162H247ZM2 164V163H1ZM0 164V165H1ZM173 164H171L168 168V170L170 171V175H171V177L173 176V175H176L177 173H179V174H177V175H181V174H185L187 171V169L185 170V168H178V167H174V165ZM177 165H179L180 163H176ZM180 164V165H181ZM173 165V166H172ZM191 165H192V163H191ZM194 165V164H193ZM208 165H210V163L208 164ZM244 165V164H243ZM246 165V164H245ZM251 165V164H250ZM66 166V165H65ZM119 166V165H118ZM176 166V165H175ZM197 166V165H196ZM72 167V166H71ZM120 167H121V165H120ZM119 167V168H120ZM181 167V166H180ZM195 167V166H194ZM246 167V166H245ZM127 168V167H126ZM215 168V167H214ZM213 167H212V170H214L215 171V169H214ZM40 171L41 172H43V166L41 167L40 166ZM45 169V171H46V169L47 168H44ZM73 169H74V167H73ZM101 169V168H100ZM124 169V167H122V169L120 168L118 171H120L121 172V174H119L120 176H119V178H118V183L119 182H121V183H124V182H130V183H133L132 182V178L131 177H129L127 174H125V173H123V171L124 172H127L128 170V168L125 170H123ZM110 170V169H109ZM167 170V169H166ZM209 170H211V169H209ZM253 170V169H252ZM44 171V172H45ZM75 171V170H74ZM107 171V170H106ZM216 171H217V169H216ZM102 172V171H101ZM119 172V173H120ZM167 172V171H166ZM217 172H219V173H221L222 172V170L220 169V171H217ZM38 173V172H37ZM40 173V172H39ZM92 173V172H91ZM105 173V172H104ZM103 173V174H104ZM109 173V172H108ZM175 173V174H174ZM214 174L213 175H211L210 176V178H209V180H208V186H210V188L209 189H205V191L204 192H202V191H200V192H202V193H199V192H195V190H194V188H191L193 191H191V192H193V193H195V194H197V195H195V196H193L194 198L196 197V199L194 200V201H212L215 205H216V209H217V212L216 213H213V214H203V213H201V212H196V213H193L192 215H190L189 216V220L187 221V222H189V224H186V225H184V226H179L178 225V223H177V214H176V206H177V204H178V201H180L179 199H181V197H180V195L181 194H178V191L177 192H173V195L171 194V196L170 197H168L166 200H165V202L163 203V209L165 210L162 214H164L165 212L168 214L169 213V215L171 216V217H169V218H160V220H159V223H158V225L157 224H154V225H157L155 228H157V231H156V234L160 237H162V236H170V235H173V236H175V238H177V240H175L176 242H175V245H176V247H179V248H186V247H189L190 245L187 243V242H189V240H194L193 238H196L197 236H200V242L202 243V240H206L207 242H209L210 244H211V246L212 245H217L216 243L217 242H219L220 240H219V237H221L220 239H222L221 241H223V239L224 238H222V234H224L223 232L221 233L220 231H221V229H220V231H218V230H216V228H217V221H221L222 220V217L221 216H225L226 218H233V220H232V222L230 223V226H227V227H229L230 228V230L231 231H229V232H235L236 231V229L238 228V229H242L243 230V228H247V227H249V224L248 223H250V224H253V223H251V221L250 220H248L247 219V217H248V212L247 211H245L243 208V212L242 211H240V208L239 207H234V208H232L231 210H225V211H221V209H220V202H219V197H220V195H219V193H216V192H218V190H216V188H215V182L216 181H219V179H221L222 180V178H224V173H221V174H223V177L221 178V177H219V174H216L215 175V172H213ZM226 173H228V172H226ZM33 174V173H32ZM36 174V173H35ZM88 174V173H87ZM90 174V173H89ZM106 174V173H105ZM123 174V175H122ZM191 174L193 175L192 177H196V175H197V171H194V172H190V176H191ZM210 174H212V172L210 173ZM39 175V174H38ZM41 175H42V173H41ZM40 175V176H41ZM99 175H100V173L99 174H97V172H96V175H94V174H92V175H89V177H90V180H91V183H90V185L91 184H93L94 185V187L93 188H91L92 187V185H91V187H90V189L92 190V189H95V190H98L100 187H99V185L100 184H103V182H105V181H103V182H101L102 180H100V178H99ZM110 175V174H109ZM133 175V174H132ZM185 175H187V173L185 174ZM184 175V176H185ZM188 175H189V171H188ZM188 175L186 176V177H188ZM215 175V176H214ZM229 175H231L230 173H229ZM9 176V174H7L6 175V177H8ZM39 176V177H40ZM44 176V175H43ZM101 176V175H100ZM112 176V175H111ZM182 176V175H181ZM31 177V176H30ZM29 177V178H30ZM88 177V176H87ZM175 176H173V178H171V179H173V180H175V178H174ZM226 178L228 177V174H226V176H225ZM33 178H35V177H33ZM109 178V177H108ZM116 178V177H115ZM114 178V180H116ZM166 178H167V176H166ZM189 178V177H188ZM226 178H225V181H226ZM230 180H231V178L230 177H228ZM233 178V177H232ZM44 179V178H43ZM47 178H45V180H46ZM49 179V178H48ZM83 179V178H82ZM105 179H107V178H105ZM183 179H185L186 180V178H184L183 177ZM191 179V178H190ZM235 179V178H234ZM38 180V179H37ZM80 180V179H79ZM148 180V179H147ZM146 180V181H147ZM150 180H151V177H150ZM178 180V179H177ZM188 180V179H187ZM224 180V179H223ZM228 180V179H227ZM238 180V179H237ZM245 180V179H244ZM243 180V181H244ZM84 181V180H83ZM172 181V180H171ZM179 181V184H181L180 183V180H178ZM194 181V180H193ZM206 181V180H205ZM224 181V182H225ZM232 181V180H231ZM241 181V180H240ZM240 181H239V183H240ZM20 182V181H19ZM41 182V181H40ZM45 182V181H44ZM47 182V181H46ZM113 182V181H112ZM111 182V183H112ZM139 182V181H138ZM176 182V181H175ZM175 182H173V183H175ZM23 183V182H22ZM27 183V182H26ZM84 183V182H83ZM106 183H108L107 181H106ZM110 183V182H109ZM167 183V182H166ZM169 184H170V182H168ZM172 183V184H173ZM184 183V182H183ZM226 183H229L228 181H226ZM35 184H37V182L35 183ZM113 184V183H112ZM115 184V183H114ZM141 184V183H140ZM149 184V183H148ZM161 184V183H160ZM187 184H189V183H187ZM218 184V183H217ZM62 185V184H61ZM76 185V184H75ZM83 185V184H82ZM111 185V184H110ZM122 185V184H121ZM145 185V184H144ZM151 185V184H150ZM155 185V184H154ZM157 185H159V184H157ZM183 185V184H182ZM228 185V184H227ZM32 186V185H31ZM65 186H66V184H65ZM69 186H70V184H69ZM107 186V185H106ZM136 186V185H135ZM143 186V185H142ZM179 186H181V185H179ZM194 186V185H193ZM75 187V186H74ZM113 187V189H115L114 188V186H112ZM116 187V186H115ZM128 187V186H127ZM133 187V186H132ZM147 187H148V185H147ZM146 187V188H147ZM171 187V186H170ZM176 187H178V186H176ZM176 187H175V189H176ZM184 187V186H183ZM190 187H192V186H189L188 188L190 189ZM197 187V186H196ZM204 187V186H203ZM26 188H28V187H26ZM62 188V187H61ZM96 188H98V189H96ZM111 188V187H110ZM117 188V187H116ZM140 188V187H139ZM142 188V187H141ZM150 188V187H149ZM182 188V187H181ZM252 188V187H251ZM257 189H258V187H256ZM255 188V189H256ZM74 189V188H73ZM72 189V190H73ZM90 189H82L81 188V190L80 191H78L79 192V194L78 195H83L84 193L86 194L88 191L87 190H90ZM104 189V188H103ZM113 189H111V190H113ZM171 189V188H170ZM174 189V188H173ZM178 189V188H177ZM190 189V190H191ZM219 189V188H218ZM249 189H250V187H249ZM257 189H256V191H257ZM17 190V189H16ZM54 190V189H53ZM57 190H59L60 191V189H57ZM63 190V189H62ZM67 190V189H66ZM71 190V191H72ZM116 190H118V189H115V191ZM131 190V189H130ZM155 190V189H154ZM179 190V189H178ZM202 190V189H201ZM87 191V192H86ZM109 191V190H108ZM108 191H106V193H108ZM119 191V190H118ZM117 191V192H118ZM168 191V190H167ZM180 191H182L181 189L179 190V193H181ZM187 191V192H186ZM250 191H251V189H250ZM17 192V191H16ZM53 192V191H52ZM56 192V191H55ZM94 192V191H93ZM97 192V191H96ZM112 192H114V191H112ZM123 192V191H122ZM139 192V191H138ZM144 192V191H143ZM142 192V193H143ZM159 192V191H158ZM162 192V191H161ZM184 192V191H183ZM182 192V193H183ZM185 192L186 193H189V190H187V187H186V189H185ZM184 192V193H185ZM189 193L190 195H192L193 193ZM254 192V191H253ZM258 192H259V190H258ZM14 193V192H13ZM47 193V192H46ZM45 193V194H46ZM59 193V192H58ZM90 193V192H89ZM99 193V192H98ZM106 193H105V195H106ZM116 193V192H115ZM121 193V192H120ZM127 193V192H126ZM126 193H124V194H126ZM150 193H152V192H150ZM149 193V194H150ZM155 193V192H154ZM184 193L182 194L184 197H186L185 195H184ZM185 193V194H186ZM17 194V193H16ZM44 194V195H45ZM53 194H54V192H53ZM73 194V193H72ZM72 194H69V195H72ZM84 194V195H85ZM111 194V193H110ZM123 194V193H122ZM132 194H133V192H132ZM158 194V193H157ZM48 195V194H47ZM46 195V196H47ZM57 194H55V196H56ZM87 195V194H86ZM103 195V194H102ZM137 195V194H136ZM143 195V194H142ZM161 195V194H160ZM168 195V194H167ZM166 195V196H167ZM177 195L180 197H177ZM187 195V194H186ZM16 196V195H15ZM19 196V195H18ZM42 196V195H41ZM52 196V195H51ZM64 196V195H63ZM66 196H68V192L66 193ZM77 196V195H76ZM108 196H110L109 194H108ZM115 196H116V194H115ZM122 196V195H121ZM124 196V195H123ZM138 196V195H137ZM183 196H182V198H183ZM253 196H254V193H253ZM259 196H260V194H259ZM264 196V195H263ZM70 197V196H69ZM68 197V198H69ZM111 197V196H110ZM135 197V196H134ZM160 197V196H159ZM188 198H192V196L191 197H189V195L187 196ZM40 198V197H39ZM52 198V197H51ZM65 198V197H64ZM114 198V197H113ZM118 198H120V197H118ZM142 198V197H141ZM147 198V197H146ZM145 198V199H146ZM50 199V198H49ZM54 199V198H53ZM63 199V198H62ZM122 199V198H121ZM124 199V198H123ZM144 199V200H145ZM154 199V198H153ZM160 199V198H159ZM161 199H163L162 197H161ZM185 199H187V198H183V199H181V202H182V200H183V202H184V200ZM249 199V198H248ZM256 199H257V197H256ZM264 199V198H263ZM35 200V199H34ZM109 200H111V199H109ZM114 200H116V199H114ZM131 200V199H130ZM155 200H158V199H155ZM190 200H193V199H190ZM190 200L188 199V201L190 202ZM251 200V199H250ZM25 201V200H24ZM51 201V200H50ZM185 201H187V200H185ZM194 201H193V203H194ZM252 201H253V199H252ZM5 199L3 198V197H0V209H5ZM27 202V201H26ZM25 202V203H26ZM114 202V201H113ZM116 202V201H115ZM142 202H144V201H142ZM150 201H148V203H149ZM159 202V201H158ZM158 202H155V203H157V205H158ZM180 202V203H181ZM250 202V201H249ZM257 202V201H256ZM7 203V202H6ZM19 203V202H18ZM21 203H23V202H21ZM58 203V202H57ZM118 203V202H117ZM179 203V204H180ZM191 203H192V201H191ZM199 203V202H198ZM201 203V202H200ZM142 204H144V203H142ZM259 204V203H258ZM113 205V204H112ZM124 205V204H123ZM145 205V204H144ZM110 206V205H109ZM161 206V205H160ZM260 206V205H259ZM148 207V206H147ZM7 208V207H6ZM155 209H156V211H158L157 210V208L156 207H154ZM263 208V207H262ZM261 208V209H262ZM150 209V208H149ZM159 209H161V207L159 208ZM260 210V209H259ZM258 210V211H259ZM263 210V209H262ZM10 211H8V210H6L5 212H4V214L5 215H8V216H10L8 213H9ZM155 212V211H154ZM153 212V213H154ZM7 213V214H6ZM66 215H68V211L66 210ZM116 213V212H115ZM152 213V212H151ZM165 213V214H166ZM239 213H243V214H245V218H243L244 217V215L243 214H241L243 217H241L240 216V214ZM65 214V213H64ZM71 214V213H70ZM84 214H86V213H84ZM120 214V213H119ZM158 214H159V212H158ZM164 214V215H165ZM256 214V213H255ZM57 215V214H56ZM54 216V219H56V220H54V219H52V220H50V224H55V222L57 223V224H59L58 222H60L61 223V221H58V218H59V216L57 215V216ZM62 215V214H61ZM72 215V214H71ZM75 215V214H74ZM80 215V214H79ZM123 215H124V213H123ZM169 215H167V216H169ZM96 216V215H95ZM109 216H111V215H109ZM141 216V215H140ZM160 216V215H159ZM56 217V218H55ZM62 217V216H61ZM82 217V216H81ZM84 217H86L85 215H84ZM101 217V216H100ZM144 217V216H143ZM150 217V216H149ZM163 217V216H162ZM71 218V217H70ZM72 218H73V216H72ZM75 218V217H74ZM73 218V219H74ZM106 218V217H105ZM112 218V217H111ZM141 218V217H140ZM61 219V218H60ZM59 219V220H60ZM63 219H64V217L62 218V221H63ZM68 219V218H67ZM72 219V220H73ZM86 219V218H85ZM108 219V218H107ZM138 219V218H137ZM148 219V218H147ZM221 219V220H220ZM235 219V220H234ZM237 219V220H236ZM18 220H19V218H18ZM75 220H76V218H75ZM75 220H74V222H75ZM110 220V219H109ZM119 220V219H118ZM120 220H122V219H120ZM152 220V219H151ZM228 220V219H227ZM58 221V222H57ZM68 221H69V219H68ZM114 221V220H113ZM117 221V220H116ZM124 221V220H123ZM248 221H250V222H248ZM255 221V220H254ZM17 222V221H16ZM42 222V221H41ZM47 222V223H48ZM73 222V221H72ZM87 222H88V220H87ZM115 222V221H114ZM125 222V221H124ZM127 222V221H126ZM125 222V223H126ZM129 222V221H128ZM223 222H225L224 220H223ZM26 223V222H25ZM30 223V222H29ZM48 223V224H49ZM77 223V222H76ZM106 223V222H105ZM120 223V225L119 224H116V225H119V226H122V223L121 222H119ZM125 223H123V225L125 224ZM138 223V222H137ZM136 222L134 223V224H137ZM140 223V222H139ZM145 223V222H144ZM228 223V222H227ZM24 224V223H23ZM27 224H28V222H27ZM73 224V223H72ZM79 224V223H78ZM100 224V223H99ZM4 225V224H3ZM2 224H0V226L1 227H4ZM29 225V224H28ZM108 226H109V224H107ZM220 223H219V228H220ZM256 225V224H255ZM27 226V225H26ZM41 226V225H40ZM49 226V225H48ZM47 226V227H48ZM71 226V225H70ZM81 226H82V224H81ZM89 226V225H88ZM101 226V225H100ZM106 226V225H105ZM111 226V225H110ZM140 226V225H139ZM225 226H226V224H225ZM262 226V225H261ZM59 227V226H58ZM57 227V228H58ZM112 227V226H111ZM138 227V226H137ZM146 227V226H145ZM148 227V226H147ZM221 227H222V225H221ZM251 227V226H250ZM256 227H258V226H256ZM260 227V226H259ZM42 228V227H41ZM49 228H50V226H49ZM60 228V227H59ZM83 228V227H82ZM106 228V227H105ZM113 228H116V227H113ZM120 228V227H119ZM130 228H132V227H130ZM130 228H128V229H130ZM134 228V227H133ZM141 228V227H140ZM139 228V229H140ZM150 228V227H149ZM224 228V227H223ZM228 228V229H229ZM253 228V227H252ZM46 229V228H45ZM48 229V228H47ZM46 229V230H47ZM103 229V228H102ZM254 229V228H253ZM52 230H54V229H52ZM115 230V229H114ZM118 230V229H117ZM122 230H123V228H122ZM126 230H127V228H126ZM138 230V229H137ZM143 230V229H142ZM141 230V231H142ZM154 230V229H153ZM152 230V231H153ZM223 230V229H222ZM42 231V230H41ZM51 231V230H50ZM55 231V230H54ZM58 231V230H57ZM146 231V230H145ZM149 231H150V229H149ZM176 231H179L178 233L176 232ZM224 231V230H223ZM228 231V230H227ZM253 231H255V230H253ZM120 232V231H119ZM131 232V231H130ZM133 232V231H132ZM155 232V231H154ZM50 233V232H49ZM60 233H62V232H60ZM60 233H59V235H60ZM135 233V232H134ZM139 233H140V231H139ZM225 233H227L226 232V228H225ZM36 234V233H35ZM43 234V233H42ZM45 234V233H44ZM46 234H48V232L46 233ZM53 234V233H52ZM86 234V233H85ZM115 234V233H114ZM123 234V233H122ZM138 234V233H137ZM146 234V233H145ZM9 235V234H8ZM8 235L6 236V233H5V231L3 232V231H0V240L2 241H6L5 239H8ZM69 235L70 234H68L67 235V237H68V239L71 241L73 238H69ZM105 235V234H104ZM113 235V234H112ZM153 235V234H152ZM228 235V234H227ZM232 235V234H231ZM37 236V235H36ZM49 236V235H48ZM56 236V235H55ZM106 236V235H105ZM141 236V235H140ZM148 236V235H147ZM156 236V235H155ZM27 237H29V236H27ZM34 237V236H33ZM49 237H51V236H49ZM56 237H59V236H56ZM61 237V236H60ZM102 237V236H101ZM110 237H111V235H110ZM124 237V236H123ZM131 237V236H130ZM135 237V236H134ZM52 238H53V235H52ZM55 238V237H54ZM81 238V237H80ZM83 238V237H82ZM129 238V237H128ZM164 238V237H163ZM169 238H172V236L171 237H169ZM25 239V241H23V243L25 242L27 245H28V243H30V242H33L32 240V238H24ZM76 239V238H75ZM87 239V238H86ZM89 239V238H88ZM97 239H99V237L97 238ZM103 239V238H102ZM121 239V238H120ZM155 240H156V238H154ZM159 239V238H158ZM217 239L219 240V241H217ZM234 239V238H233ZM232 239V240H233ZM111 240H112V238H111ZM124 240V239H123ZM129 240V239H128ZM136 240V239H135ZM172 240H174V239H172ZM188 240V241H187ZM59 241H61L62 242V240H59ZM73 241H74V239H73ZM110 241V240H109ZM166 241V240H165ZM205 241V242H206ZM220 241V242H221ZM225 242H226V240H224ZM223 241V242H224ZM8 242V241H7ZM89 242H90V240H89ZM100 242V241H99ZM141 243H142V241H140ZM195 244H194V243ZM192 242V244L194 245V246H196V248H198L199 247V245H198V242L196 241V240H194ZM219 242V243H220ZM3 243V242H2ZM19 243H21V242H19ZM62 243H64V242H62ZM61 243V244H62ZM82 243H84V242H82ZM88 243V242H87ZM90 243H92V242H90ZM93 243H95V242H93ZM92 243V244H93ZM97 243V242H96ZM127 243H128V241H127ZM138 243V242H137ZM165 243V242H164ZM34 244V243H33ZM102 244V243H101ZM108 244H109V242H108ZM107 244V245H108ZM115 244V243H114ZM117 244V243H116ZM115 244V245H116ZM125 244V243H124ZM129 244V243H128ZM160 244V243H159ZM166 244V243H165ZM171 244V243H170ZM204 244H206V243H204ZM221 244V243H220ZM3 245V244H2ZM1 245V250L3 251V250H7L8 251V247L6 248L4 245L2 246ZM6 245V244H5ZM25 245V244H24ZM30 245H32L31 243H30ZM63 245H65V243L63 244ZM81 245H83V244H81ZM100 245V244H99ZM120 245V244H119ZM133 245V244H132ZM151 245V244H150ZM153 245V244H152ZM222 245V244H221ZM242 245H245L244 243L242 244ZM247 245V244H246ZM96 246V245H95ZM139 246V245H138ZM147 246H149V244L147 245ZM160 246V245H159ZM162 246V245H161ZM210 246V245H209ZM218 246H219V244L216 246L217 248L216 249H218ZM223 246V245H222ZM230 246V245H229ZM67 247V246H66ZM99 247V246H98ZM106 247V246H105ZM151 247H153V246H151ZM155 247V246H154ZM172 247V246H171ZM174 247V246H173ZM231 247V246H230ZM243 247H245V246H243ZM243 247H241V249L242 250H246V249H248L247 248V246H246V248H244L243 249ZM35 248V247H34ZM101 248V247H100ZM115 248V247H114ZM162 248V247H161ZM192 248H194V247H191V249ZM195 248V249H196ZM210 248V247H209ZM209 248H205V249H203V250H206V251H204V252H206V253H209V250L211 251V249H209ZM92 249V248H91ZM128 250H129V248H127ZM131 249V248H130ZM139 249V248H138ZM153 249V248H152ZM157 249V248H156ZM176 249V248H175ZM175 249H173V250H175ZM257 249V248H256ZM0 250V251H1ZM11 250H12V248H11ZM26 250V249H25ZM101 250V249H100ZM104 250H105V248H104ZM108 250V249H107ZM112 250V249H111ZM117 250V249H116ZM124 250V249H123ZM151 250V249H150ZM180 250H182V249H180ZM185 250V249H184ZM202 250V251H203ZM215 250V249H214ZM214 250L212 249V252H214ZM237 250V249H236ZM5 251H3V252H5ZM10 251V250H9ZM33 251V250H32ZM113 251H114V249H113ZM131 251V250H130ZM148 251V250H147ZM158 251H160V250H158ZM157 251V252H158ZM163 251V250H162ZM164 251H166V250H164ZM233 251V250H232ZM3 252H2V254H3ZM25 252V251H24ZM42 252V251H41ZM95 252V251H94ZM103 252V251H102ZM105 252V251H104ZM114 252H117V251H114ZM119 252V251H118ZM121 252H122V250H121ZM120 252V253H121ZM135 252V251H134ZM155 252V251H154ZM169 252V251H168ZM167 252V253H168ZM170 252H171V250H170ZM216 252H218V251H216ZM226 252H228L226 249L225 250H223V254L224 253H226ZM28 253V252H27ZM106 253H107V251H106ZM172 253V252H171ZM181 253V252H180ZM190 253H192V252H190ZM195 253V252H194ZM198 252H196L195 254H193V255H188V254H186V255H182V254H179V255H176V252L174 253L177 257L175 258V262L176 261H178V262H182V261H187V263L189 262V261H191V260H189V259H191L192 257L194 258H196V261H197V258L199 259V257H200V255H198L197 254ZM202 253V252H201ZM200 253V254H201ZM221 253V254H222ZM230 253V252H229ZM231 253H233V252H231ZM236 253V252H235ZM5 254V253H4ZM20 254V253H19ZM112 254V253H111ZM118 254V253H117ZM137 254V253H136ZM162 254V253H161ZM178 254V253H177ZM227 254V253H226ZM225 254V255H226ZM238 254V253H237ZM31 255V254H30ZM109 255H110V253H109ZM128 255H129V253H128ZM128 255H127V257H128ZM139 255V254H138ZM173 255V254H172ZM174 255V256H175ZM180 255H182V256H180ZM209 255H210V253H209ZM231 255V254H230ZM233 255V254H232ZM244 255V254H243ZM2 256V255H1ZM5 256V255H4ZM7 256V255H6ZM33 256V255H32ZM131 256H132V254H131ZM170 256V255H169ZM196 256H199V257H196ZM204 256V255H203ZM216 256H218V255H216ZM10 257V256H9ZM13 257V256H12ZM29 257H31V256H29ZM101 257V256H100ZM99 257V258H100ZM120 257V256H119ZM122 257H125V256H123V254H122ZM121 257V258H122ZM126 257V258H127ZM162 257V256H161ZM202 257V256H201ZM200 257V258H201ZM205 257V256H204ZM209 257H211V256H209ZM220 257V256H219ZM222 257V256H221ZM230 257V256H229ZM236 257H237V255H236ZM235 257V258H236ZM11 258V257H10ZM104 258V257H103ZM102 258V259H103ZM106 258V257H105ZM160 258V257H159ZM195 258H194V260H195ZM216 258V257H215ZM223 258H224V256H223ZM232 258V257H231ZM2 259V258H1ZM12 259V258H11ZM101 259V260H102ZM118 259V258H117ZM207 259V258H206ZM211 259H213V258H211ZM220 259V258H219ZM222 259V258H221ZM220 259V260H221ZM9 260V259H8ZM104 260V259H103ZM119 260V259H118ZM122 260V259H121ZM159 260V259H158ZM189 260V261H188ZM193 260V259H192ZM193 260V261H194ZM203 260V259H202ZM208 260V259H207ZM223 260H225V259H223ZM229 260V259H228ZM5 261V260H4ZM79 261V260H78ZM112 261H113V259H112ZM124 261V260H123ZM133 262H134V260H132ZM170 261V260H169ZM185 261V262H186ZM192 261V262H193ZM216 261V260H215ZM7 262V261H6ZM13 262V261H12ZM21 262V261H20ZM68 262V261H67ZM97 262H98V260H97ZM101 262V261H100ZM99 262V263H100ZM118 262V261H117ZM129 261L127 260V263H128ZM139 262V261H138ZM158 262V261H157ZM211 262V261H210ZM223 262V261H222ZM227 262V261H226ZM225 262V263H226ZM3 263V262H2ZM11 263V262H10ZM15 263V262H14ZM19 263V262H18ZM71 263V262H70ZM103 263V262H102ZM105 263V262H104ZM112 263V262H111ZM132 263V262H131ZM148 263H150V262H148ZM160 263V262H159ZM162 263V262H161ZM204 263V262H203ZM233 263V262H232ZM8 264V263H7ZM16 264V263H15ZM95 264H96V262H95ZM98 264V263H97ZM106 264V263H105ZM141 264V263H140ZM157 264V263H156ZM185 264V263H184ZM195 264V263H194ZM198 264V263H197ZM200 264V263H199ZM205 264V263H204ZM207 264H209V263H207ZM227 264H230V263H227Z\"/></svg>",
  "mask_w": 264,
  "mask_h": 264
},
{
  "label": "built area",
  "instance_id": "3",
  "mask_svg": "<svg viewBox=\"0 0 264 264\" xmlns=\"http://www.w3.org/2000/svg\"><path fill=\"white\" fill-rule=\"evenodd\" d=\"M263 194H264V191H263Z\"/></svg>",
  "mask_w": 264,
  "mask_h": 264
}]
</instances>
